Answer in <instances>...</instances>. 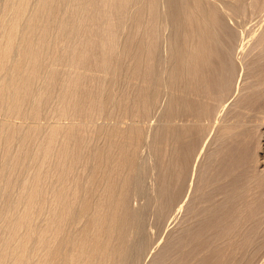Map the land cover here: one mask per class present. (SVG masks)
<instances>
[{"label":"bare ground","instance_id":"6f19581e","mask_svg":"<svg viewBox=\"0 0 264 264\" xmlns=\"http://www.w3.org/2000/svg\"><path fill=\"white\" fill-rule=\"evenodd\" d=\"M221 1L0 0V264H126L128 263L129 259L132 260L133 255V262L136 256L139 260L138 257H140L139 254L141 250L140 245L142 246V244H140L139 247L136 246L138 249L135 247L138 250L135 252V255L133 251L134 245H131V237L139 235L136 233L137 230L138 233L140 231L142 233V230L139 229L141 225L140 223H143V220L141 219L144 216H140L143 214V212L142 214H139L135 211V213L129 204H132L130 203V200L133 192H136V190L141 189V186H143L141 191L137 192V194L140 196L139 193L144 191L143 188H145L144 185L140 183L143 181H140V179L143 177L141 174H143L144 171H142V165L138 159L140 156L138 152V145H141L140 143L142 142L148 143L150 138L147 141L143 140L146 138L143 136L144 134L146 135V133H144L146 130L143 131L145 129L144 126H142L144 128L142 130V127L140 128L137 126L136 124L138 123L136 122L135 125L133 124V127L132 125H130L131 127L125 125L127 127L125 130L126 127L124 129L121 128L124 124L121 125L122 121L118 120V118L117 121H119L118 123L121 122V126L117 128L118 125L115 124V127L113 124L115 127H113L114 129L112 127L109 128V125H102L101 127L99 124V127L97 125L98 123L96 126V122L94 123V120L97 121L96 118H100L103 115H106L104 116L106 117L105 119H107L109 114L111 116L115 115L113 114L114 110L112 111L113 115L111 114L110 105H117L119 108H117L118 116L120 115V111L121 113L123 112L124 115H127L125 117L122 115V120L126 117H130V122L132 119L133 121L134 119L138 121L137 118H140L141 120L142 117L148 116V113L151 110L150 106L153 105L155 100L156 102L158 101L157 99H159L161 94L160 91L163 88L168 87L167 89H169L170 87L172 92L173 88L178 87L177 85L181 83L188 84V82H191L192 85V83L195 82V85L196 83L197 85L199 84V86H196L197 88L195 89L197 92L200 91V88H203L201 89L202 95V90L206 92V94L204 92L205 95H210L209 93H211V97H216L217 101L220 102L219 98L221 97L222 99V95L229 92L233 88L232 86L235 84L233 83V80H235L234 78L236 76L235 73L238 69V65L236 66L237 62L234 60L235 54L233 52L235 51L236 53V48H239L236 46V42H238L237 45H239V41L241 42L245 40H243L244 37L242 36H244L246 33L244 31L247 29L245 25V30L243 26H240L243 30L240 29L241 31L235 35L233 32L230 33L232 30L227 29L224 21L226 20V17L230 15L228 11L230 12L232 9L234 14L236 13L237 16L239 13L244 12V8H248L249 10L251 9L249 7H245L247 6V2L245 0H233L234 2L230 3L225 0V4H222ZM256 1L262 3L264 2L261 0ZM219 2L221 3L219 4ZM221 4L224 9H219ZM255 5L256 3L253 5L251 4V7ZM257 5H260V3ZM261 6H263V4ZM257 8L255 6L254 9L256 10ZM262 8L263 7H261V9ZM220 10L226 11L222 13ZM263 11L264 10H262V12ZM258 13L261 14L260 12ZM231 14H233L232 11ZM245 16L246 15H244V17ZM259 30L257 31L260 32ZM168 31L171 32H169L170 35L172 34L169 40L166 37V33ZM260 33L262 34L263 39L258 40L261 43L258 42L256 45L254 43L256 47H252L254 45L251 43V47L254 51L256 49L257 51H260H256L257 53H264V49H262L264 48V29L261 30ZM240 38H242V40H239ZM245 45L247 44L245 43ZM251 47L249 48L251 49ZM253 50L251 51L252 53H250L251 55L247 53L249 56H251L250 58L253 57L252 59H254V55L252 56ZM165 52H167V54H165ZM263 53L262 56H264ZM249 56L244 55L245 58L243 56L242 58L247 59ZM258 59H254L255 61L252 60L253 62H250L255 64L256 61H259ZM261 59L262 57H260V61ZM129 60H131L129 62L130 64L128 63ZM246 62L245 64H247ZM260 73H262V71ZM263 74L262 76H264ZM255 75H257V73ZM127 76L129 77V80L130 77H133L134 79L131 78V80L136 81L139 83L138 86H141L138 88V86H136L137 83H133L132 86L131 84L129 85L128 82V85L131 86V88L137 87L135 90L138 93L135 92V98L131 96L129 92L126 96V93L124 94L122 92L123 90H108L109 84L111 82H121L120 80ZM257 76L259 77L260 75L258 74ZM262 78L264 79V77ZM125 79L123 78V81ZM216 80L219 82V84ZM259 82H261V80ZM263 82L264 81L259 83L261 87H264L262 86ZM215 83L217 86H215ZM123 84L125 85V83ZM134 84L136 85L134 86ZM203 84L205 85V88ZM188 85H183L181 87L184 88ZM195 85H193L191 88H193ZM207 85L208 91H206ZM185 88L187 89V87ZM184 89L182 90L184 91ZM186 89L184 93H181L182 95L184 94V96L181 95L182 97H179L180 99H174L176 96L175 94V96H173L171 99L174 100L173 105L170 106V113L168 112L171 115H167L168 120L170 117L174 120V118H176V114L178 117L183 115L186 113L184 111H187V108L188 110L192 109L189 108L191 107L189 106L191 104H187V101L190 100L187 99V96L189 95V91L190 95L193 91ZM119 91L122 92V94L119 93ZM169 92L170 91H167V93ZM186 93L188 94L186 95ZM218 94H220V96H218ZM224 97L226 98V96ZM223 99L221 101H223ZM189 102L192 103L191 100ZM178 111L179 113L183 114L179 115ZM51 112L53 115L58 116V118H56L58 121H60V118L62 119L61 121L65 119L64 122L68 119L70 123L68 122V125H66L67 123L64 125L60 123V125L54 124L53 126L50 124L48 126L43 125L41 120L44 119L46 115H50L49 113ZM202 112L204 113V111ZM205 112L207 113V110ZM115 113H117V111H115ZM189 113L192 114L191 111ZM199 114L200 113H198V115ZM211 114L209 113V115ZM160 117L162 118V115H160ZM185 117L186 116H184V118L181 117L182 119L180 118L182 122L183 119L186 120ZM206 117V119L209 118L207 115ZM49 118L50 117H48V119ZM191 118L192 119L190 120H194V116ZM14 119L15 121L18 120L19 122H15ZM56 119L55 121L58 122ZM148 119L150 120L154 118H152V115H150V118L147 117L145 120L149 122ZM196 119L197 118H195V120ZM112 120L113 119H111V121ZM185 120L184 122H186ZM114 122L116 123V121ZM169 123L170 122L165 124ZM160 126L164 125L162 124ZM170 126L171 125L169 124V127H163L164 130L162 129V132L161 130L158 131L161 132L159 134L157 132L158 137L153 136L156 132L152 134V139L157 138L154 139L156 143L155 141L152 142L155 143V146L152 144L151 146L148 143L151 146H149L151 149L153 146L156 149L155 151H152L155 153V155L151 153L154 157L158 155L157 157L160 156L162 158L164 155H166L165 152L169 151V154L167 152L166 155L167 161H169V163H164V158L166 157L162 158L164 161L160 160V158L159 160L163 162H161L162 167L158 168L163 175L161 177L162 183L161 181L160 183L162 184L161 186L164 193L162 197L158 192V194L161 196V199H158L162 201L165 196L164 200H167L168 202L166 203V201H163V205L165 203L164 207H167L166 209H168V207L172 204V200H175L174 202H178V200L181 198V193L177 194L179 193L178 191H180L181 188L186 189L188 187H182V185L186 184L188 181L189 182L187 184L189 185L191 181L189 176L193 170L191 173H189V169L192 168L190 164H192L191 161L193 162L192 158L198 154L197 153L195 155L196 152L193 151V149L198 150L201 144H197L199 146L195 145L198 148L197 149L194 148L195 140L193 141L194 147L192 146V142L189 141V138L192 135L193 137L196 136L193 134V132L196 131L195 126H193L195 128L193 129V132L192 130L191 132L187 131L189 132V136L186 133V128L184 126L182 127L183 129L185 128V131H182L181 128L177 129L176 125V129L173 125L172 128ZM198 127L201 128L202 125H198ZM119 128L123 129V131L119 130ZM148 128L150 130V127ZM202 129L203 128H201V131ZM204 130L206 131V129ZM204 130L203 133H205ZM197 133L198 131L195 134ZM147 137H149V135ZM199 138H202V135L199 136ZM101 139L104 140L103 145L100 143ZM186 139H188L189 143H187ZM193 139L194 138H192V140ZM96 141L100 142L95 144ZM170 144L174 145V149H171L172 153L170 152V147L168 150V146ZM239 145L241 144L239 143ZM234 148L233 150L236 151H233L227 159H224L225 162L219 161L220 164L217 165L219 169L221 168V166L219 167L221 162L222 164L224 162V165L222 166L223 169L221 168L220 173L217 172L215 174L216 176H213L214 178L212 179H215V181L212 179H207L205 176L204 179L203 176H198L200 178L202 177L201 181L200 178H198V183L200 185L198 183L197 185L200 186L198 187L199 189L196 185V188L198 189L197 191H200L201 193L199 195L205 197L206 194V199L208 198L207 196L210 195L209 198L212 199V203H208L209 201L204 197H201L204 201L202 202L201 199L199 200L200 196L198 197V195H195V197H197L196 199L201 201L202 204L195 203L197 200L194 201V198L193 203H195V205L190 206L193 208V210L191 209L192 212L187 206V208L190 210L189 213L191 212V215H187L188 212H186V217L190 216L191 218H197L196 216L192 215L193 213L194 215L198 214L200 217H198L199 220H201L204 216L207 221H205V218H203L205 222L200 221L199 223V220L197 219L199 224H196L197 221L194 219L196 225H194L192 220H188V223L186 221V224L189 225L191 230L194 229L195 226L199 227L200 229L195 228L196 231L192 230V234L195 231L193 235L187 231L189 235H192L191 237L188 235V239L187 235L184 236V234H188L187 232L185 233L186 224L182 225V229L185 226V230L183 229L184 232L182 231L184 233L182 236L183 238L186 237L188 241H184L186 238H182V240L180 238L181 236H179L178 238L175 237L176 240H180L178 243L174 242L175 239L173 238L168 243L169 245L166 243L167 246L165 245L163 247V251L160 249L162 246H158V248L161 250V253L163 254L158 255V253H160L157 251L159 250L158 248L157 250H154L155 252L157 251V254H154V261L152 260L153 262L151 261V263L187 264L189 261L191 264L190 260L193 258H190L189 260L185 258H187L188 255L189 257L190 255L193 257L192 254H194V257H196L194 259H196L198 263L200 262L199 264L235 263L234 260L230 258V255L233 257L234 255L236 256V254L232 255L233 253L239 252L237 246L238 242H236L235 239L238 238L239 235H242V231L240 229H244L243 223H245L244 217L246 214H244L242 211H245L243 209L247 210L250 208V210H253L257 206V204L256 206L252 204L255 198L259 195V192H256L257 196L255 197L250 195L252 194L250 193V197L252 196L254 199L251 197V200H249L252 201V203H246L249 200L246 201V196L248 194L244 193V191L246 190L249 183H251L249 181L253 180L249 174L251 169L249 168L250 171L247 169L248 159H250V156H248L249 154H246L245 150L243 151L245 154H242L239 149ZM231 149L229 150L231 151ZM140 150L142 149L140 148ZM237 151L238 156H235ZM217 152L220 154V150ZM217 152L216 155L214 153L215 161ZM170 153L173 157L170 156ZM222 153L223 152H221V154ZM226 153L228 154V152ZM226 153L225 155H222L223 158L224 156L226 158ZM173 158L174 161L172 162ZM250 160V163L255 161L254 158L253 160ZM160 161L157 162L159 163ZM157 162L155 164H157ZM252 163L254 164V162ZM257 165L258 162L256 166ZM242 168H246L243 171V175H247L248 178L244 176L245 180L239 176L240 169ZM80 169L82 173H84V176H82V174L80 175ZM147 170L150 171V169ZM237 170L239 171L238 177L236 175L238 172ZM252 170L254 171L255 169L252 168ZM257 171L258 170H256V173H258ZM191 175L193 176V174ZM223 175L228 179H234L230 188L227 184L228 180L223 183L222 180L225 178ZM192 176L191 178H193ZM260 176H262V174ZM218 177L220 180L223 178L221 180L222 183L220 184H224L222 185L223 187L221 186L222 188L218 186L221 181L216 182V178ZM256 177L257 176H254L253 173L252 178L255 180ZM239 178L242 181H240ZM262 179H259V181H262L258 182V184L264 189V177H262ZM144 181L142 183H144ZM244 181L246 182L244 183ZM213 182L215 184H213ZM203 183L206 184V188L209 186V188H211V185L212 187L214 186L213 188L215 190V194L218 193L219 196L217 194L216 197V195L213 194V190L211 191L209 189L212 192L211 193L209 190H207L208 188H204L202 185ZM216 183H218V190ZM246 183H248V185ZM178 184L180 188H176L178 187ZM225 184H227L226 187ZM171 186H175V191L177 189L179 190L175 193V191H171ZM249 187H251V184L248 186V191H250ZM225 188H227V191L229 189L230 190L227 192ZM251 188H253V186ZM254 188L256 189V186ZM254 188L252 191H254ZM205 189L207 190L208 194L205 192ZM183 191L184 190H182V192ZM225 191L228 196L226 195ZM135 192L134 194H136ZM166 193L168 195L170 193L172 195L177 194L179 198L177 196H171V194L169 196L170 199L168 196L166 198ZM221 193H225L227 198H230L228 200L229 202L230 200L231 202L233 201L232 204L234 207L236 204L234 200L237 201V197L239 198V201L241 199L245 206L249 204H251L252 207L254 206L253 209L250 205L249 208L248 206L245 208L243 207V203H238L240 204L238 207H241L242 205L240 208L242 210H240L242 214H239L240 220L242 216H244L242 219V221H244H241L242 223L239 222V219H237L238 216L235 217L238 221L233 217V215H231V218L230 214L234 210L232 209L234 207H232L233 205L226 200L225 196L222 195V199L224 201L226 200V202L222 200L221 203L218 204L219 206H216L215 208V201L217 202L215 198H220ZM242 193L243 196L246 194V198L242 196L244 201L243 198L240 197ZM184 195L186 196L187 194ZM211 195H213L212 198ZM254 195L256 194L254 193ZM184 199L182 198L180 199L181 201L179 200V206L182 205L181 203ZM213 199L215 200L213 201ZM159 200L157 202H159ZM148 202L150 203V201ZM178 203H174L176 206H174L172 209L179 207L177 206ZM205 203L206 205L208 204L210 208L213 206V213L211 212L212 210L205 208L207 206L204 207ZM255 203L257 202H254V204ZM261 203H259V205ZM196 204H198L197 207L203 205V207L211 214L204 210L207 212V216H205L203 214V210H201V208H203L202 206L201 208L198 207L197 211ZM222 204L225 205H223L224 209L221 206ZM150 205H152V203L148 206ZM229 205L232 206L228 207ZM164 207L162 206L161 208L163 209ZM263 207L261 208L264 209ZM144 209L146 208L144 207ZM157 209H159V207ZM162 209H159L161 216H163V211L166 210L163 209L162 211ZM176 210L177 209H175V212L174 210L173 212L171 210V212L176 213ZM139 212L141 213V211ZM199 212L200 215L202 213L201 216L199 215ZM234 212L235 211H233V213ZM164 213H168V215L166 214V217L173 216V214L171 213L172 215H170V212H167V210L166 212L164 211ZM234 214H238V212H235ZM159 217L157 218L158 220L160 219ZM190 217L188 218L191 219ZM255 220L257 219L255 218ZM164 221L166 222V220ZM229 221L231 222L229 223ZM248 221L247 224L250 222ZM189 222H191V224ZM256 222H254V225L261 223L257 222L258 224H256ZM224 223L229 225H225ZM236 223H239L238 225H240L238 226V229L241 231V234H239V230V232H237L238 234L235 233L237 230ZM192 225H194L193 228L191 227ZM223 225L225 226L222 227ZM241 225H243V228H241ZM219 227L222 230L225 227H231L230 230L222 233L223 236L218 233L221 236V239L222 237H225V234L226 236L229 235L228 238H232L233 235L231 234L233 233L234 236L237 234V237L235 238L233 236L235 239L233 238L231 240V242L234 240L237 249L232 250V247L235 245V243L232 242L230 245V242L229 247L227 246L228 244L226 245L228 247V249H226L228 254L225 252L226 254L224 255L222 254L224 251L220 249L221 246L219 247L218 245V250L217 247L213 246L214 244L212 245L211 240L208 241L207 246H203L204 249L206 247L208 248L209 246V251L211 248V252H208V249L202 250L206 251L203 252L204 255L202 254L201 250H199L200 254L198 251L194 252L193 248L201 244V242H204L203 239L206 240L205 236H207L208 240L209 235L207 233L210 232L213 235L212 236L209 233L210 237L212 236L213 239H219V235L217 238V235L213 234L214 231V233H217L216 231ZM164 229H166V227ZM134 232L136 233L135 235H133ZM174 234L176 235V233ZM214 235L216 237H214ZM243 235L245 236V234ZM242 236L240 238H242ZM190 238L193 240L191 241ZM132 239L134 238L132 237ZM153 239L152 241L148 239L152 245H146L145 243L142 247H145L146 249L148 245L149 248L150 245L154 247L155 245L153 244H156L157 242H153ZM137 241L135 242L137 243ZM181 241L183 242L181 243ZM193 243H196V245H192ZM209 243H211V245ZM157 245L158 244H156V246ZM191 245L193 248H191ZM166 247L167 249L165 250ZM188 248L193 250L191 251ZM144 250H141V255ZM173 253L177 254V257L174 254L176 259L175 257L173 258ZM195 253H198L200 257L202 254L203 258L197 257L199 255H195ZM205 253L207 254L205 255ZM182 255L183 257L181 258ZM170 258L175 260H171ZM137 259L135 262H137ZM200 259L202 260L200 261ZM196 261H192V264H196ZM240 261L241 260H239V262L237 261L238 264ZM133 262L130 263L132 264Z\"/></svg>","mask_w":264,"mask_h":264},{"label":"rangeland","instance_id":"374dc122","mask_svg":"<svg viewBox=\"0 0 264 264\" xmlns=\"http://www.w3.org/2000/svg\"><path fill=\"white\" fill-rule=\"evenodd\" d=\"M219 1H221V0H219ZM228 3H230V2H234L233 0H226ZM226 1L225 0H222L221 2H222V4H225L226 3ZM246 2H247V6H245V7H249V8H251L250 10L248 9V8H244V12L242 13H239L238 14V16L236 15V13L234 14V11H233V9L232 10H230V12L228 11V13L230 14L228 17H226V15H225V17H226V20L224 21V24H226L225 26L227 27V29L228 30H232L230 33H232L233 32V34L235 33V35H236V33L238 34V32L239 31H241V30H243V29H241V27L243 26V28H244V30H245V27L247 28L246 29V31H244V32H246L245 34H244V36H242V37H244L243 38V40L245 41H241L242 42V44H241V42L239 41V45H237L238 44V42H236L237 44H236V46H238L239 48H236V46H235V48H236V53H235V51L233 52L234 54H235V57H234V60H236V62H237V64H236V66H237V71H236V76H235V80H233V83H235L234 84V86H232L233 88L229 91V92H227V93H225L224 95H222V99H223V101H221L222 99H221V97L219 98V101L220 102H218L217 101V99H216V97L214 98V96L213 97H211V93H209L210 95H205L206 94V92L205 91H203L202 90V92H203V95H202V93H201V89H203V88H200V91H198L197 92V90H195L197 87L196 86H199V84L197 85V83H196V85H195V82H193L192 83V85H191V82L189 83L188 82V84H186V83H181V84H179V85H177L178 87H174L173 88V91L171 92V90L172 89H170V87H169V89H167L168 87H166V88H163L160 92H161V94H160V96H159V99H157L158 101L156 102V100H155V102L153 103V105H151L150 107V114L148 113V118H150V115H152V118H154V119H148L149 120V122L148 121H146L145 119H147V117H142L141 118V120H140V118H137L138 119V121L136 120V119H134V121H133V119L131 120V122H130V117H126V118H123V120L121 119L123 116L125 117V116H127V115H124V113L122 112L121 113V111H120V115L118 116L117 114H118V107H117V105H115V106H112V105H110V110H111V114H112V111H113V114H115V115H113V116H111L110 114H109V116L111 117H109V116H107V119H105L106 117H104V116H106V115H103L102 117H100V118H102V119H100V118H96V120L97 121H95L94 120V123H95V125L97 124L99 127H100V125H101V127H102V125L103 126H107V125H109L108 127L110 128V127H114L113 126V124L115 125H118L117 126V128L119 127V126H121L122 124H124V125H122V127L121 128H125L127 125H128V127L130 126V125H132V127H133V124L135 125L136 123H138V124H136L137 126H139L140 128L142 127V126H144V128L142 127V130L143 131H145L146 130V132H144V133H146V135L144 134L143 136H144V138L145 139H143L144 141H147L149 138V140H148V143L151 145H154L155 146V143H156V141L154 140V139H157V138H153L152 139V134L153 133H155L153 136L154 137H158V134L159 133H161L163 130H164V128L166 127V126H168L169 127V124L171 125L170 127L172 128L173 126H174V128H175V125H176V127H177V129H180L181 128V130L182 131H185L186 130V133L188 134V136H189V132H187V131H190L191 132V130H192V132H193V129H195L193 126H195L196 127V131H194L193 132V134L194 135H196L195 137H196V139H195V137H193V135L189 138V141H191L192 142V146H193V141L195 140V142H194V146L196 145V146H199V145H197V144H199V143H201L200 144V147H199V149L195 146H193L194 148H197L198 150H195V149H193V151H195L196 153H195V155L197 154V156H194L193 158H192V156H191V158L193 159V162L191 161V163L192 164H194V165H192V164H190L191 165V167L193 168H190L189 169V173H191V171H192V173L191 174H193V176L190 174V183H189V185L186 183V184H183V183H181V184H183L182 185V187L184 186H188L186 189H182V190H184L183 192H182V190L180 189V191H178L179 189H177L176 191H178L179 193H177V194H180L181 195V198L180 199H184V198H186V199H184L183 201H182V207L181 206H179L180 204V201L178 200V202L176 201V202H174L173 200H172V204L169 206V207H171V208H169L168 207V209L170 210H172V212H173V210H174V212H175V209H177L176 210V213H172L171 212V210L169 211L168 209H166L167 207H164V205H165V203H164V205H163V201L165 202L166 201V203L168 202L167 200H164V198H165V196H164V198L162 199V201L161 200H159L158 198H160L161 199V196L164 194L163 193V190H162V174H161V171H160V169H158L159 167H162L161 166V162H163L164 161V159H165V161H164V163H169V161H167V152H168V154H169V151H167V152H165V154L166 155H164V157H166V158H164V157H162V158H164V159H162L160 156L159 157H157L158 155H157V153H156V157H154L153 155H155V153L154 152H152V151H155L156 149L154 148V146L152 147V149L150 148L151 146L147 143V142H145V143H140L141 145H138V152H139V157H138V159H139V162H140V164L142 165L141 166V168H142V171H144V173L143 174H141L143 177L142 178H144V179H140V181L141 180H145L144 181V183H142L143 181H141L140 183L142 184V185H144V187L145 188H143L144 189V191H142V192H140L139 194H140V196L137 194V192H139V191H141V189H142V187L143 186H141V189H139V190H136V194H134V192H133V195L131 196V200H130V203H132V204H129L130 206H131V209L135 212H138L139 214H142V212H143V214L142 215H140V216H144V217H142V219L141 220H143V223H140L142 226H143V228H142V226L140 225V229L139 230H142V233H141V231L138 233L137 231H136V233L137 234H139V235H137V236H132L134 239H132V237H131V245L133 246L134 245V248H133V251H134V253L135 252H137L138 250V248L136 247V246H138L139 247V245L140 244H142V246H143V244H145L146 243V245L147 244H151V242L148 240V239H150L151 241H152V239L154 240L153 242H157L156 244H158L157 246H156V244H153V245H155L154 247H152L151 245H150V248H149V245H148V247L146 246V245H144V246H146L147 247V249L145 248V247H142L141 245H140V249L141 250H144L143 251V253H142V255H141V250H140V257H138L139 258V260L137 259V256H136V258H135V260L137 259V262H135V260H134V262L136 263V264H138V262H139V264L141 263V264H150L151 263V261L153 260L154 261V256L157 254V251L158 252H160V253H158V255L159 254H163V253H161V250L163 249V247L166 245L167 246V244L174 238L175 239V241L174 242H177L178 243V241H180V240H176V238H178L179 236H181L180 238L182 239L183 238V236H182V234H184L183 232H184V230H185V226H184V230L182 229V225H184V224H186V221H187V223H188V220L189 221H193L194 222V225H196V224H199L200 223V221L202 222V221H204V219L203 218H205L204 216H203V218L201 219V220H199L198 219V214L197 215H194L193 213H192V215L193 216H196L197 218H194L193 216V218H191L190 216H187L186 217V212H188V214L187 215H191V212H192V210H193V208H191L190 206H194L195 205V203H201L202 204V202H204L203 200H202V198L204 197H202V196H200L199 194H201L200 193V191H197L199 188L198 187H200L199 185V179L198 178H200V177H198V176H203V179H204V176H205V178H207V179H212V178H214L213 176H216L215 174L217 173V172H219L220 173V171H221V168H222V166L224 165V159H227L228 157H229V155H231L232 154V152L234 151L233 150V148L234 149H239L240 150V152H242V154H245L243 151L245 150V152H246V154L248 155V156H250L249 158L250 159H252L253 160V158L255 159V161H252V162H254V164L252 163V166H251V163H250V159H248V170H249V168L251 169V173L249 172V174L251 175V179H253V180H250L249 182H251V183H249L248 182V180H247V182L249 183V185H248V183H246L248 186H250V184H251V187L253 186V188L256 186V189L254 188V191H252V189L253 188H251V187H249L250 188V191H248L247 189H248V186H247V188H246V190L245 191H248V192H245L244 191V193H246V194H250V193H252V194H250V195H253L254 197L255 196H257V193L256 192H259V195L257 196L258 197V199H257V197L255 198V200L253 201V204L252 205H255L256 206V204H257V206L254 208V206L252 207L251 206V204H249L251 207H252V209L253 210H250V209H243V210H245V211H242L240 208L242 207V205H241V207H238V205H240V204H238V203H243L242 201H241V199H240V201L238 200L239 198L237 197V201L236 200H234V202L237 204H235V207H234V205L232 204V202H231V200H230V202L228 201L229 199L227 198V193H226V189L227 188H225V193H226V195H225V193L224 194H220V198L218 197V198H215L216 200H217V202L215 201V204H214V206H215V208H216V206L218 207L219 205V203H221V201L223 200L222 199V195L223 196H225L226 197V200L229 202V203H231L232 205H229L228 207H230V206H232V207H234V208H232V209H234L233 211H235L236 213L238 212V214H234L233 213V211H232V213L230 214V216L231 215H233V217L235 218V217H237L238 216V218L237 219H239V222H241L242 221V219H243V217L244 216H242V218H241V220H240V218H239V214H242V212H244V214H246V218L244 217V219H245V223H243L244 224V229H245V231H244V229H240L241 231H242V235L243 234H245V236L243 235H241L242 236V238H240L241 236L239 235L238 236V238H236L237 236V232H239L240 230L238 229V226H240V225H238L237 223H236V225H237V230H236V232L235 233H237L235 236H234V233L233 234H231V235H233L232 236V238L230 237V238H228V236H226V234H225V237H222V239L220 238L221 236L220 235H222V233H224V232H226L227 230H230V228L231 227H225L223 230L219 227V228H217L218 230L216 231L217 233H214L213 232V234H216L217 235V238H218V233H220V235H219V239H213L212 238V236L210 237V234L209 233H207L208 235H209V238H210V240H209V238H208V240H207V236H205L206 237V240H204L203 239V241L204 242H201V244H199L198 246H196V247H192V245H196V243H193L192 245H191V248H193L194 249V252H196V251H198L199 252V250H207L208 249V252H211L212 250H211V248H210V251H209V246H208V248L206 247L205 249L203 248V246H207V243H208V241H211L212 240V245L214 246V247H217V249H218V245H219V247H220V249L222 250V251H224L222 254H228V252L226 251V249H228V247H229V243L231 242V240L234 238L235 239V241L236 242H238V244H237V246H238V253L236 252V253H233V252H231V253H233L232 255H234V254H236V256L234 257H231V255H230V258H232V260H234V264H238V262H239V260H241L240 261V263L239 264H264V209H262L261 207H263L264 206V189L263 188H261V185L259 186V184H258V182H261L263 179H262V177H264L263 175H264V87H261V85H259V83H261L262 81H264V79L262 78V77H264V76H262V74L264 73V60H263V57L264 56H262V53H257V52H260V51H257V49L254 51L253 49H252V47H256L255 45H256V43L258 44V42H260L259 40H262L263 39V37H262V34L260 33L261 32V30H263L264 29V11L262 12V10H264L263 8H264V2L262 3V2H257L256 0H254L255 1V3H256V10L254 9L255 8V6H252L251 7V4L253 5V4H255L254 3V1L253 0H245ZM261 1H264V0H261ZM221 2H219V4L221 3ZM224 2V3H223ZM253 2V3H252ZM258 3H260V5H257ZM222 4L220 5V8L219 9H222L223 8V6H222ZM244 4H245V2H244ZM263 4V6H261ZM250 5V6H249ZM261 7H263L262 9H261ZM224 9V8H223ZM248 11H246V10ZM252 10H253V12H252ZM261 10V11H260ZM222 13L223 12H225L226 10H220ZM231 11H232V13L233 14H231ZM254 11H255V13H254ZM247 12V13H246ZM258 12H260L261 14H259ZM245 13V14H244ZM225 14V13H224ZM263 14V15H262ZM240 15V16H239ZM244 15H246L245 17H244ZM262 15V16H261ZM233 16V17H232ZM232 17V18H231ZM240 17H242V18H240ZM244 17V18H243ZM254 17H255V19H254ZM147 18H148V16H147ZM236 20H235V19ZM259 20H260V22H259ZM228 21V22H227ZM235 21V22H234ZM234 22V23H233ZM259 22V23H258ZM247 24V25H246ZM244 25H245V27H244ZM259 25V26H258ZM241 26V27H240ZM239 28V29H238ZM263 28V29H262ZM234 29H235V32H234ZM241 29V30H240ZM251 31H250V30ZM256 29V30H255ZM260 29V30H259ZM236 30H237V32H236ZM257 30H259L260 32H258ZM253 31V32H252ZM170 31H168L166 34V37H167V39L169 40L170 38H171V35H170V33H169ZM229 32V31H228ZM263 32V31H262ZM168 33H169V35H168ZM248 33V34H247ZM258 33V34H257ZM251 35V36H250ZM259 35H260V37H259ZM264 35V34H263ZM170 36V37H169ZM254 36V37H253ZM256 36V37H255ZM248 37H249V39H248ZM262 37V38H261ZM228 38H229V36H228ZM252 39V40H251ZM254 39V40H253ZM259 39V40H258ZM239 40H242V38H240ZM251 40V41H250ZM247 41V42H246ZM249 41V42H248ZM264 42V41H263ZM243 43H244V45H243ZM245 43L247 44V45H245ZM251 43H252V45H254V43H255V45L254 46H252L251 45ZM261 43V42H260ZM252 46V47H251ZM241 47V48H240ZM249 47H251V49L253 50V54H252V56L254 55V59L255 60H257L258 59V57H259V61H256L255 62V64L254 63H252L253 61H255L254 59H252V58H250L251 56H249V55H251L250 53H252L251 51V49L249 48ZM243 48V49H242ZM250 51H249V50ZM255 49V48H254ZM259 49V48H258ZM262 49H264V48H262ZM261 49V50H262ZM233 50H235V49H233ZM240 50H241V52H240ZM244 50H245V52H244ZM239 51V52H238ZM257 51V52H256ZM243 53V54H242ZM249 55H248V54ZM165 54H167V52H165ZM247 54V55H246ZM258 55V57H257V55ZM264 54V53H263ZM237 55V56H236ZM244 55L245 56H249L248 58H250V59H244L245 57H244ZM239 56V57H238ZM242 56L244 57V58H242ZM255 57H257V58H255ZM260 57H262V59H261V61H260ZM236 58V59H235ZM249 60V61H248ZM253 60V61H252ZM131 60H129L128 61V63L130 62ZM247 61V62H246ZM250 61H252V62H250ZM245 62L248 64H245ZM261 62V63H260ZM258 63V64H257ZM130 64V63H129ZM246 66H245V65ZM250 64V65H249ZM258 65V67H257V65ZM260 64V65H259ZM252 65V66H251ZM253 65H255V66H253ZM247 66H248V68H247ZM250 66V67H249ZM253 67V68H252ZM255 67V68H254ZM257 67V68H256ZM243 68V69H242ZM248 69H250V70H248ZM257 70V71H256ZM262 71V73H260ZM168 72V71H167ZM254 72H256L257 73V75L259 74L260 76H262V77H258L257 75H255L256 73H254ZM264 75V74H263ZM257 76V77H256ZM110 78H112L111 76H109ZM121 78V77H120ZM123 78L125 79L124 81H126V82H124L123 81ZM120 81L121 82H111L110 84H109V87H108V90H123L122 92L125 94L126 93V96H127V93L129 92V94L131 95V96H133L134 97V95H135V97H136V94H135V92H136V88H131V86H129L130 84L133 86V83H137L136 81H134V80H131V78H133V77H130V80H129V77L127 76V77H123ZM259 78H260V80H261V82H259L260 80H259ZM102 79V78H101ZM134 79V78H133ZM216 79V78H215ZM259 80V81H258ZM130 81H132V82H130ZM134 81V82H133ZM213 81V80H212ZM217 81V80H216ZM220 81V80H219ZM128 82H129V85H128ZM218 82V81H217ZM259 82V83H258ZM121 83H122V85H121ZM123 83H125V85L123 84ZM127 83V84H126ZM200 83V82H199ZM264 83V82H263ZM262 83V86H264V84ZM138 84L139 83H137V85L136 84H134V86L136 85V86H138ZM218 84H219V82H218ZM183 85H188V86H185V87H187V89L186 90H191V91H193L192 93H191V95H190V91L188 92L189 93V95L187 96L188 98L187 99H190L191 101H192V103H190L189 101L190 100H188L187 102V104L189 105V104H191V105H189V106H191V107H189V108H192V109H189L188 110V108H187V111H184V112H186V113H179V111H178V114L179 115H181V114H183V115H181V116H177V114H176V118H174V120L173 119H171V117L169 118V120H168V117H167V115L169 116V115H171V114H169L170 113V110H171V108H170V106H172L173 105V100L174 99H178L179 97L181 98L182 96H184V94L182 95L181 93H184V91H185V89L183 88V87H181V86H183ZM193 85H195L193 88H191ZM204 85V84H203ZM258 85V86H257ZM118 86H120V87H118ZM126 86V87H125ZM215 86H217L216 85V83H215ZM139 87H141V86H138V88ZM182 88V89H184V91L182 90V89H180V88ZM126 88H128V89H126ZM131 88V89H130ZM204 88H205V85H204ZM239 88V89H238ZM130 89V90H129ZM166 89V90H165ZM208 89V85H207V88H206V91H208L207 90ZM254 89H255V91H254ZM210 90V89H209ZM130 91H131V93H130ZM167 91H170L169 93H167ZM181 91H183V92H181ZM216 91V90H215ZM214 91V92H215ZM263 91V92H262ZM122 92H120L119 91V93H121L122 94ZM134 92V93H133ZM163 92V93H162ZM166 92V93H165ZM187 92V91H186ZM194 92H195V94H197V95H195L194 94ZM204 92H205V94H204ZM231 92V93H230ZM254 92V93H253ZM133 93V94H132ZM136 93H138V92H136ZM177 93H178V95H180V96H178L177 95ZM188 93H186V95L188 94ZM199 93H201V94H199ZM208 93V92H207ZM213 93V92H212ZM216 93V92H215ZM230 95H229V94ZM260 93V94H259ZM123 94V95H124ZM171 94V95H170ZM173 94V95H172ZM176 96H175V95ZM199 94V95H198ZM163 95V96H162ZM166 95V96H165ZM169 97H168V96ZM182 95V96H181ZM228 95H229V97H228ZM249 95V96H248ZM130 96V97H131ZM172 96V97H171ZM173 96H175L174 97V99L173 100H171L172 98H173ZM218 96H220V94H218ZM224 96H226V98L224 97ZM242 96V97H241ZM129 97V98H130ZM133 97H131V98H133ZM134 97V98H135ZM160 97H162V98H160ZM169 99H168V98ZM130 98V99H131ZM133 98V99H134ZM158 98V97H157ZM165 98V99H164ZM179 98V99H180ZM192 98V99H191ZM218 98V97H217ZM162 99V100H161ZM221 99V100H220ZM160 100V101H159ZM158 103V104H157ZM160 105V106H159ZM167 105H169V106H167ZM157 106V107H156ZM167 106V107H166ZM118 108V109H117ZM153 108V109H152ZM166 108H167V110H166ZM203 108V109H202ZM117 109V110H116ZM164 109H165V111H164ZM184 109H185V107H184ZM109 110V111H110ZM207 110V113L205 112ZM211 111V112H209V111ZM115 111H117V113H115ZM192 112V114L191 113H189V112ZM202 111H204V113L202 112ZM248 111V112H247ZM162 112H165V113H162ZM169 112V113H168ZM203 114H202V113ZM211 114V115H209V113ZM168 113V114H167ZM197 114L198 115V113H200L198 116L197 115H194V114ZM215 113V114H214ZM50 115H46L45 117H44V119H46V120H44V119H42V120H44V121H42L41 120V123L43 124V125H60V124H66V125H68L69 123H70V121L67 119L65 122H64V120L65 119H63V121H61L62 119L60 118V121H58V119H56V118H58V116L57 115H53V113L51 112V113H49ZM164 114V115H163ZM53 115V116H52ZM123 115V116H122ZM160 115H162V118L160 117ZM194 116V120H190V119H192L191 117H193ZM206 115L207 116H209V118L208 119H206L207 117H206ZM212 115H213V118H212ZM53 117V119H52V117ZM57 116V117H56ZM115 116V117H114ZM118 116V117H117ZM122 116V117H121ZM165 116H166V118H165ZM184 116H186L185 118H186V120L185 119H183V122L181 121V117H183L184 118ZM190 117V118H188V117ZM197 116V117H196ZM200 116V117H199ZM48 117H50L49 119H48ZM114 117V118H113ZM120 117V118H119ZM202 117V118H201ZM117 118H118V120H120V121H122V123H121V125H120V123H118L119 121H117ZM159 120H157V119ZM180 120H179V119ZM195 118H197L198 119V121H197V119L195 120ZM200 118V119H199ZM55 119L58 121V122H56L55 121ZM99 119H100V121H99ZM110 119V120H109ZM111 119H113L114 121H116V123L112 120L111 121ZM127 119V120H126ZM164 121H163V120ZM188 119H189V122H188ZM205 119V120H204ZM13 120V119H12ZM125 120V121H124ZM129 120V121H128ZM136 120V121H135ZM144 120V121H143ZM162 120V121H161ZM165 120H166V122H165ZM170 120H172V121H170ZM176 120V121H175ZM184 120L187 122H184ZM14 121H15V119H14ZM18 120H16L15 122H17ZM102 121H104L105 123H106V125H105V123L104 122H102ZM170 122L169 124H165V123H168V122ZM179 121V122H178ZM181 121V122H180ZM209 121V122H208ZM215 121V122H214ZM222 121V122H221ZM19 122V121H18ZM44 122V123H43ZM69 122V123H68ZM129 122V123H128ZM134 122V123H133ZM136 122V123H135ZM161 122V123H160ZM172 122H174V123H172ZM197 122V123H196ZM201 122H202V124H201ZM206 122V123H205ZM60 123V124H59ZM101 123H103V124H101ZM132 123V124H131ZM151 123V124H150ZM172 123V124H171ZM176 123V124H175ZM178 123V124H177ZM100 124V125H99ZM143 124V125H142ZM166 125L165 127L164 126H160V125ZM184 124V125H183ZM187 124V125H186ZM189 124H190V126H189ZM193 124V125H192ZM96 125V126H97ZM112 125V126H111ZM116 125H115V127H116ZM126 125V126H125ZM173 125V126H172ZM191 125H192V127H191ZM198 125H202V127L201 128H203L202 129V131H201V128L200 127H198ZM226 125V126H225ZM146 126V127H145ZM150 127V130H149V128L148 127ZM181 126V127H180ZM182 126H184L185 128V130L183 129V127ZM114 127V128H115ZM131 127V126H130ZM164 127V128H163ZM188 127V128H187ZM189 127H191V128H189ZM230 127V128H229ZM111 128V129H112ZM113 128V129H114ZM121 128H119V130H122L123 131V129H121ZM156 128V129H155ZM159 128V129H158ZM167 128V127H166ZM211 128V129H210ZM112 129V130H113ZM127 129V127L125 128V130ZM148 129V130H147ZM154 129H155V131H154ZM163 129V130H162ZM176 129V128H175ZM204 129H206V131L204 130ZM227 129V130H226ZM161 130V132H158V131H160ZM203 130H204V132L206 133H203ZM225 130H226V132H225ZM232 130V131H231ZM198 131V135L197 134H195L196 132ZM200 131V132H199ZM222 131V132H221ZM148 132V133H147ZM157 132H158V134H157ZM203 134H202V133ZM211 132V133H210ZM225 132V133H224ZM201 133V134H200ZM227 133V134H226ZM187 134H186V136H187ZM220 134V135H219ZM222 134V135H221ZM224 134V135H223ZM232 134V135H231ZM149 135V137H147ZM202 135V138H199V136H201ZM203 135H204V137H203ZM235 135V136H234ZM223 136H225V137H223ZM228 136H230V137H228ZM232 136V137H231ZM192 138H194L193 140H192ZM226 138V139H225ZM152 139V140H151ZM200 139H201V141H200ZM202 139H204V140H202ZM208 139V140H207ZM187 140V143H189L188 142V139H186ZM226 140H228V141H226ZM249 140V141H248ZM101 141V142H100ZM99 142L101 143V145H103L104 143V140H100ZM155 141V143H152V142H154ZM203 141V142H202ZM208 141V142H207ZM211 141V142H210ZM219 141V142H218ZM235 141V142H234ZM98 141H96V143L95 144H97V143H99ZM233 142V143H232ZM244 142V143H243ZM138 143V144H139ZM232 143V144H231ZM239 143L241 144V145H239ZM209 144V145H208ZM247 144V145H246ZM99 145V144H98ZM143 145V146H142ZM145 145V146H144ZM148 145V146H147ZM238 145V146H237ZM140 146V147H139ZM147 146V147H146ZM150 146V147H149ZM174 145L173 144H170L169 146H168V150H169V147H170V152L172 151L171 149L173 148L174 149V147H173ZM202 146H204V147H202ZM223 146V147H222ZM145 147V148H144ZM149 147V148H148ZM219 147H220V149H219ZM225 147V148H224ZM257 149H256V148ZM140 148L142 149V150H140ZM143 148H144V150H143ZM232 148V149H231ZM240 148H243V149H240ZM150 149H151V151H150ZM210 149V150H209ZM221 149H222V151H221ZM227 149H228V151H227ZM229 149H231V151L229 150ZM146 150V151H145ZM220 150V154L217 152V151H219ZM225 150V151H224ZM247 150V151H246ZM201 151V152H200ZM203 151V152H202ZM214 151H216L217 152V156H216V161H218V162H216L215 161V155H216V152H214ZM236 151V150H235ZM234 151V152H235ZM140 152H141V154H140ZM221 152H223L222 154H221ZM226 152H228V154L226 153ZM153 155H152V154ZM172 153V152H171ZM170 153V156L172 155ZM214 153H215V155H214ZM225 153H226V158H225V156H224V158H223V156L222 155H225ZM230 153V154H229ZM237 153H238V151L236 152V154H235V156L237 155ZM151 154V155H150ZM200 154V155H199ZM192 155V154H191ZM194 155V154H193ZM222 157H221V156ZM259 155V156H258ZM153 156V157H152ZM169 156V155H168ZM169 156V157H170ZM200 156V157H199ZM238 156V155H237ZM168 157V158H169ZM171 157H173V156H171ZM198 157V158H197ZM219 157V158H218ZM253 157V158H252ZM153 158V159H152ZM154 158H157V159H154ZM161 158V159H160ZM222 158V159H221ZM148 159V160H147ZM163 160V161H160V160ZM199 159V160H198ZM214 159V160H213ZM141 160H142V163H141ZM150 160V161H149ZM160 161L159 163L157 162V161ZM169 160V159H168ZM171 160V159H170ZM145 162V164H144V162ZM147 161V162H146ZM152 161H154V162H152ZM157 162V164H155L156 162ZM174 161V158L172 159V162ZM219 161H224L223 162V164H222V162H221V165H219V167L221 166V168L219 169L218 167H217V165L218 164H220L219 163ZM151 162V163H150ZM257 162H258V165L256 166V164H257ZM150 163V164H149ZM215 163H217V164H215ZM153 164H155V165H153ZM160 166H159V165ZM207 166H206V165ZM215 166H214V165ZM261 164V165H260ZM145 165H149V166H145ZM158 165V166H157ZM169 165V164H168ZM254 165V166H253ZM150 166H152V167H150ZM154 166H157V167H154ZM250 166V167H249ZM202 167H203V169H202ZM253 169H255L254 171L252 170V168ZM259 167V168H258ZM218 168V169H217ZM147 169H150V171L149 170H147ZM157 169V170H156ZM195 169V170H194ZM215 169V170H214ZM223 169V168H222ZM243 169V170H242ZM242 169H240V174H239V176H240V178L242 177V179L243 180H245V177H247V175L245 176V175H243V171L246 169H244V168H242ZM146 170V171H145ZM155 170V171H154ZM159 170V171H158ZM161 170H163V169H161ZM203 170V171H202ZM256 170H258L257 172L259 173H256ZM158 171V172H157ZM199 171V172H198ZM205 171V172H204ZM216 171V172H215ZM238 171V170H237ZM79 172H81L80 173V175L82 174V176H84V173H82V171H81V169L79 170ZM157 172V173H156ZM248 172H247V174H248ZM254 173V176H257L256 178H257V182H256V178H255V180H254V178H252V176H253V173ZM261 172V173H260ZM263 172V173H262ZM154 173V174H153ZM161 175H160V174ZM197 173V174H196ZM213 173V174H212ZM238 173H239V171L237 172V177H238ZM147 174V175H146ZM157 174H159V175H157ZM201 174V175H200ZM234 174V175H235ZM249 174H248V176H249ZM256 174V175H255ZM262 174V176H260ZM197 175V176H196ZM219 175V174H218ZM159 176V177H158ZM191 176L194 178H191ZM224 176V175H223ZM245 176V177H244ZM219 177H220V175H219ZM219 177L218 178H216V182L218 181H221L220 179H219ZM225 178H227L226 176H224ZM154 178V179H153ZM161 178V179H160ZM202 178V177H201ZM201 178H200V181H201ZM223 179L222 181H223V183L224 182H226L227 180V184H228V187L230 188L231 187V183H233V180L234 179ZM239 178V179H240ZM248 178V177H247ZM250 178V177H249ZM262 179L261 181H259V179ZM159 179V180H158ZM198 180V181H197ZM213 180V179H212ZM225 180V181H224ZM160 181H161V183H160ZM193 181V182H192ZM213 181H215V179L213 180ZM222 181L219 183V185L218 186H222V185H224V184H222V185H220L221 183H222ZM240 181H242L241 179H240ZM255 181V182H254ZM150 182V183H149ZM210 182V181H209ZM246 181H244V183H245ZM185 183V182H184ZM197 183L199 184V185H197ZM201 183V182H200ZM256 185H255V184ZM264 183V182H263ZM263 183H260V184H263ZM210 184V183H209ZM213 184H215L214 182H213ZM217 184L218 183H216V187H217V190H218V186H217ZM227 184H225V187H226V185ZM258 184V185H257ZM173 185H175V184H173ZM191 185V186H190ZM196 185H197V188H196ZM203 185V187L204 188H206L205 186H206V184L205 183H203L202 184ZM211 185V184H210ZM156 186V187H155ZM177 186V185H176ZM207 186H208V183H207ZM172 187V186H171ZM170 187V188H171ZM190 187V188H189ZM210 187V186H209ZM209 187H207L206 189L207 190H213L214 191V195H216V197H217V194L218 193H216L215 194V190H214V186L212 187V185H211V188H209ZM223 187V186H222ZM221 187V188H222ZM263 187H264V185H263ZM172 188H174V189H172ZM171 188V191L173 190V191H175V189L176 188H180L179 187V184H178V187H176L175 188V186H173ZM194 188V189H193ZM220 188V189H221ZM196 189V190H195ZM205 189V192H207V190ZM220 189H219V191H220ZM224 189V188H223ZM223 189H222V191H223ZM263 191H262V190ZM162 190V191H161ZM209 190V191H210ZM230 190V189H229ZM228 190V191H229ZM259 190V191H258ZM146 191V192H145ZM161 191V192H160ZM176 191H175V193H176ZM185 191H187V192H185ZM190 191V192H189ZM210 191V192H211ZM221 191V192H222ZM227 191V192H228ZM158 192L160 193V195L158 194ZM169 192V191H168ZM204 192V193H205ZM217 192V191H216ZM224 192V191H223ZM142 193H144V194H142ZM173 194H175L174 192H172ZM195 193V194H194ZM212 193V192H211ZM220 193V192H219ZM254 193L256 194V195H254ZM171 194V193H170ZM170 194L168 195L167 193L165 194L166 195V198H167V196L169 197L170 196ZM177 194L176 195H172L171 194V196H177ZM184 194H187L186 196L184 195ZM194 194V195H193ZM207 194H208V192H207ZM245 194V195H246ZM157 195H159V196H157ZM182 195H183V197H182ZM195 195L197 196L198 195V197H199V200L201 199L202 200V202L201 201H199L198 199H196L197 197H195ZM203 195V194H202ZM245 195L243 196V193H242V195L240 196V197H245ZM248 195L245 197L247 200L246 201H248L249 199L251 200V197H250V195H249V197H248ZM148 198H147V197ZM151 196V197H150ZM210 196V195H209ZM209 196H207L208 198L206 199L205 197H206V194H205V199L206 200H208L209 202L208 203H212V199H210L209 198ZM212 196L213 195H211V198H212ZM218 196H219V194H218ZM150 197V198H149ZM163 197V196H162ZM178 198H179V196H177ZM202 197V198H201ZM225 197H224V199H225ZM242 197V198H243ZM260 197V198H259ZM133 198H135V199H133ZM175 198V197H174ZM191 200H190V199ZM195 198V199H194ZM253 198V197H252ZM155 199V200H154ZM159 200V202H157L158 200ZM169 199H170V197H169ZM168 199V200H169ZM177 199V198H176ZM193 199H194V201L195 200H197L195 203H193ZM204 199V200H205ZM215 199H213V201L215 200ZM254 199V198H253ZM252 199V200H253ZM226 200L224 201V202H226ZM248 201V202H246L247 204L250 202V203H252V201ZM257 200V201H256ZM258 200H261V201H258ZM148 201H150V203L148 202ZM191 201V202H190ZM243 201H244V198H243ZM136 202V203H135ZM154 202V203H153ZM178 203V205L177 206H179V207H176L175 209H172V208H174V206H176L174 203ZM227 202V203H228ZM254 202H257V203H255L254 204ZM261 203L260 205H259V203ZM151 204L152 203V205H150V206H148L149 204ZM161 203V204H160ZM214 203V202H213ZM223 203V202H222ZM226 203V204H227ZM134 204V205H133ZM136 204V205H135ZM146 204H147V206H146ZM169 204V203H168ZM188 204H190V205H188ZM225 204V203H224ZM224 204H222L221 206L223 207V205ZM141 205V206H140ZM164 207L163 209H166L167 210V212H170V215H172L173 214V216H171V217H169V216H167L166 217V214L168 215V213H164V211L166 212V210H164L163 211V209L161 208L162 206ZM197 205L198 204H196V210L198 211V207H197ZM200 205V204H199ZM228 205V204H227ZM243 205H244V203H243ZM249 205H247L248 206V208H249ZM129 206V207H130ZM140 206V207H139ZM143 206V207H142ZM187 206L190 208V210H191V212L189 213V209L187 208ZM201 206L203 207V205H200V207L199 208H201ZM205 206H207V207H205ZM211 206V205H210ZM225 206V205H224ZM247 206H243V207H247ZM133 207H134V209H133ZM142 207V208H141ZM144 207L146 208V209H144ZM151 208V209H149V208ZM159 207V209H162V211H163V213H162V215L163 216H161V214L159 213L160 212V210L159 209H157ZM204 207L205 208H208V210H212L211 212L213 213L214 211H213V206L210 208L209 207V205L207 204L206 205V203H205V205H204ZM201 208V210H203V214L205 215V216H207L206 215V213L208 212V210L207 209H205V208ZM139 208H141V209H139ZM210 208V209H209ZM226 208V207H225ZM264 208V207H263ZM143 209H144V211H143ZM149 209V210H148ZM156 209H157V211H156ZM194 209H195V207H194ZM223 209H224V207H223ZM146 210V211H145ZM188 210V211H187ZM204 210H206V211H204ZM242 212H241V211ZM139 211H141V213L139 212ZM135 212V213H136ZM157 212H158V214H157ZM231 212V211H230ZM172 213V214H171ZM197 213V212H196ZM195 213V214H196ZM209 213V212H208ZM258 213V214H257ZM160 214V215H159ZM175 214V215H174ZM183 214V215H182ZM209 214H211V213H209ZM208 214V216L210 217V215ZM257 214V215H256ZM259 214H260V217H259ZM152 215V216H151ZM199 215H200V212H199ZM201 215H202V213H201ZM200 215V216H201ZM255 215V216H254ZM160 216V217H159ZM258 216V217H257ZM160 218L159 220L157 219V218ZM186 217V218H185ZM188 217H190L191 219H189ZM170 218V219H169ZM200 218V217H199ZM231 218H232V216H231ZM255 218L258 220H255ZM187 219V220H186ZM194 219L197 221V223L194 221ZM199 220V223H198V220ZM207 219H209V218H207ZM236 219V218H235ZM236 219V220H237ZM248 219H249V221H248ZM252 219V220H251ZM261 219V220H260ZM147 220V221H146ZM163 220V221H162ZM164 220H166V222L164 221ZM159 221H161V222H159ZM205 221H207L206 220V218H205ZM204 221V222H205ZM238 221V220H237ZM242 221V222H243ZM247 221L249 222L248 224H247ZM261 222L260 224H258L257 222H256V224H258V225H254V222ZM141 222V221H140ZM165 224H164V223ZM231 221H229V223H230ZM241 222V223H242ZM251 222H253V223H251ZM263 222V223H262ZM161 223V224H160ZM190 224H191V222H189ZM196 223V224H195ZM228 223V222H227ZM154 224V225H153ZM225 225H229V224H226V223H224ZM245 224H246V226H245ZM156 225V226H155ZM164 225V226H163ZM181 225V226H180ZM187 225L188 224H186V230H185V233L187 232V231H189L190 232V234H192V230H195V228H199V227H197V226H195V228L194 229H190L189 228V225H188V227H187ZM194 225H192L191 227L193 228L194 227ZM202 225V224H201ZM225 225H223L222 227H224ZM200 226V225H199ZM247 226H249V227H247ZM260 226V227H259ZM166 227V229H164ZM201 227V226H200ZM241 228H243V225H241ZM149 229V230H148ZM200 229V228H199ZM159 230V231H158ZM172 230H173V232H172ZM179 230V231H178ZM181 230V231H180ZM216 230V229H215ZM239 230V231H238ZM250 230V231H249ZM183 231V232H182ZM192 231V232H191ZM196 231V230H195ZM195 231H194V233H195ZM241 231H240V233L239 234H241ZM248 231V232H247ZM260 231V232H259ZM145 233V235H144V233ZM159 232V233H158ZM177 232H178V235H177ZM263 232V233H262ZM135 232H134V234L133 235H135L136 234ZM149 233V234H148ZM174 233H176V235L174 234ZM180 233V234H179ZM188 233V232H187ZM193 233V234H194ZM143 234V235H142ZM152 234V235H151ZM173 236H172V235ZM192 234V235H193ZM249 234V235H248ZM142 235V236H141ZM169 235V236H168ZM185 235H187V238H188V235H189V233L188 234H184V236ZM192 235H189V237H191ZM223 236V235H222ZM136 237H137V239H136ZM140 237V238H139ZM144 237H145V240H144ZM149 237V238H148ZM176 237V238H175ZM214 237H216L215 235H214ZM168 238V239H167ZM171 238V239H170ZM186 237H184L183 239H185ZM185 239L184 241H188V239ZM259 238V239H258ZM136 239V240H135ZM139 239V240H138ZM141 239V240H140ZM155 239H156V241H155ZM182 239V240H183ZM138 240V241H137ZM143 240V241H142ZM158 240V241H157ZM190 240L192 241L193 239H191L190 238ZM217 241V242H214V241ZM135 241H137V243L135 242ZM141 241V242H140ZM147 241H149V242H147ZM219 241V242H218ZM247 241V242H246ZM165 242V243H164ZM173 242V243H174ZM183 241H181V243H182ZM225 242V243H224ZM232 242H234V240L232 241ZM232 242L230 243V245L232 244ZM139 243V244H138ZM167 243V244H166ZM235 243V242H234ZM245 243V244H244ZM210 245H211V243H209ZM217 244V245H216ZM222 244V245H221ZM228 244V245H227ZM243 244H244V246H243ZM169 245V244H168ZM228 247H227V246ZM250 245V246H249ZM158 246L160 247V246H162L160 249L158 248ZM237 246H236V243H235V245H233V247H232V250H234V249H237ZM248 246V247H247ZM137 249H136V248ZM152 247V248H151ZM211 247V246H210ZM235 247V248H234ZM239 247H241V248H239ZM255 247V248H254ZM142 248H144V249H142ZM157 248L160 250H157ZM189 249V250H193V249ZM213 248V247H212ZM223 248H224V250H223ZM167 249V247L165 248V250ZM136 250V251H135ZM154 250H157L156 252L154 251ZM214 250V249H213ZM219 250V249H218ZM163 251V250H162ZM190 251V252H191ZM231 251V250H230ZM230 251H229V253H230ZM237 251V250H236ZM203 252H206V251H202V254H203ZM226 252V253H225ZM235 252V251H234ZM133 253V254H134ZM156 253V254H155ZM165 253V252H164ZM189 253V252H188ZM188 253H186V254H188ZM155 254V255H154ZM170 254V253H169ZM176 255V257H177V254L176 253H173L172 254V256L173 255ZM190 254V253H189ZM192 254V253H191ZM199 254H200V252H199ZM198 253L196 254L195 253V255H199ZM201 254V257H200V255L199 256H197V257H200V258H203V255ZM207 253H205V255H206ZM135 255H136V253H135ZM138 255V256H139ZM149 255V256H148ZM175 255L173 256V258L175 257ZM193 255V257H191V255H190V257H189V255L187 256V258H185V259H187V260H189L190 258H193V259H191L190 261H191V264H192V261L194 262V260L196 261V259H194V258H196V257H194V254H192ZM170 256V255H169ZM207 256H209V255H207ZM207 256H206V258H207ZM133 258H132V260L134 259V255L132 256ZM176 257H175V259H176ZM183 257V255L181 256V258ZM189 257V258H188ZM131 258V257H130ZM171 259V260H175V259ZM178 258H180V257H178ZM180 258V259H181ZM205 258V257H204ZM236 258V259H235ZM141 259V260H140ZM142 259H144V260H142ZM199 259V258H198ZM197 259V260H198ZM132 260H130L129 259V261L130 262H133ZM178 260V259H177ZM186 260V261H187ZM202 259H200V261H201ZM235 260H237V261H235ZM128 261V263H130ZM152 261V262H153ZM185 261V262H186ZM199 261V260H198ZM133 262V263H134ZM197 262V261H196ZM195 262V263H196ZM128 263H126V264H128ZM132 263V264H133ZM134 263V264H135ZM155 263V262H154ZM188 263L190 264V262L188 261ZM187 263V264H188ZM198 263V262H197ZM196 263V264H197ZM200 263V262H199ZM198 263V264H199ZM131 264V263H130ZM151 264H153V263H151ZM184 264H186V263H184ZM194 264V263H193Z\"/></svg>","mask_w":264,"mask_h":264}]
</instances>
